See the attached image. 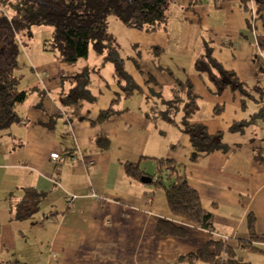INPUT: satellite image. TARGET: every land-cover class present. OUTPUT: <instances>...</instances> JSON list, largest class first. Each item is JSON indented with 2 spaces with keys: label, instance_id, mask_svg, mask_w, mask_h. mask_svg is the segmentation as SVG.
Instances as JSON below:
<instances>
[{
  "label": "crops",
  "instance_id": "0c3cea01",
  "mask_svg": "<svg viewBox=\"0 0 264 264\" xmlns=\"http://www.w3.org/2000/svg\"><path fill=\"white\" fill-rule=\"evenodd\" d=\"M167 15L165 30L136 32L147 50L154 51L150 60L141 52L131 57L127 72L140 91L127 99L118 84L108 86L104 97L109 102L101 107L98 97L94 103L65 102L74 87L69 78L87 67L61 63L49 53L38 61L29 49L33 39L24 45L19 89L33 91L17 109L23 123L0 137V264H189L182 255L219 236L231 238L234 248L242 244L237 253L244 261L264 264V163L256 160L264 158V118L242 133L231 132L235 122L257 107L251 104L244 111L240 94L231 89L215 94L210 78L195 69L210 48L225 70L264 91V16L250 30L242 8L223 0H206L195 7L176 0ZM177 80L193 83L204 113L199 122L211 134L225 133L231 147L227 153L203 154L191 162L194 149L189 138L171 119ZM161 88L170 91L166 120L160 115L164 111L150 105L144 110L117 108ZM115 98L119 101L114 109L121 112L99 122ZM219 106L223 111L215 114ZM162 134L170 136L165 139ZM52 154H59V159H52ZM167 159L186 167L189 185L215 215V232L194 234L192 225L171 212L165 190L156 183L159 162ZM127 164L138 166L143 176L128 174ZM144 176L152 182L143 183ZM28 188L44 198L38 212L19 221L14 203ZM92 193L105 200H94ZM250 215L255 220L254 240ZM161 221L184 227L189 235L165 237L158 232ZM250 242L255 250L244 248Z\"/></svg>",
  "mask_w": 264,
  "mask_h": 264
},
{
  "label": "trees",
  "instance_id": "16d2710c",
  "mask_svg": "<svg viewBox=\"0 0 264 264\" xmlns=\"http://www.w3.org/2000/svg\"><path fill=\"white\" fill-rule=\"evenodd\" d=\"M187 1L190 7H195L206 0ZM223 1L235 2L242 8L250 30H254L256 24L263 19L264 0ZM171 2L172 0H0V137L13 125L23 123L17 109L25 104L33 90L19 89L21 78L17 72L20 70L22 48L33 39L35 28H51V40L45 47L61 63L75 64L80 59L88 58L92 47L104 56L105 61L113 62L118 85L128 99L140 91V88L126 71L124 60L119 57L117 39L108 29V18L115 16L126 27L150 34L158 33L167 27V11ZM195 69L210 78L213 85L211 91L215 94L231 89L240 94L244 111L251 104L257 107L250 116L235 122L231 132L242 133L258 119L264 118V91L258 86L251 87L241 81L235 72L225 70L210 48L196 61ZM69 79L74 87L65 98L67 104L84 101L94 103L97 100L89 89L91 82L88 69ZM173 94V105L181 106L183 112L179 129L188 136L194 149L191 162L198 161L203 154L227 153L231 147L225 143V133L211 134L208 126L199 122L204 118V113L193 83L190 80H177ZM118 101V98L113 99L109 108L101 113L99 122L121 112L114 109ZM222 111L223 108L219 106L215 114ZM256 160L264 163L263 157ZM159 165L156 183L165 190L173 215L192 225L194 234L199 231L215 232V215L204 207L199 193L189 185L186 167L172 159L161 160ZM125 167L127 173L135 178L140 179L144 174L134 164H127ZM43 198L44 195L36 190L25 189L21 199L14 203L15 217L19 221L30 219L38 212ZM254 228L255 220L250 215L249 230L252 240L255 239ZM158 232L165 237L186 238L189 235L186 228L169 221L159 222ZM250 243L244 248L255 250ZM180 259L189 264H251L239 257L233 246L224 245L219 239L208 240L197 251L182 255Z\"/></svg>",
  "mask_w": 264,
  "mask_h": 264
},
{
  "label": "rangeland",
  "instance_id": "374dc122",
  "mask_svg": "<svg viewBox=\"0 0 264 264\" xmlns=\"http://www.w3.org/2000/svg\"><path fill=\"white\" fill-rule=\"evenodd\" d=\"M108 29L109 32L112 33L117 39L116 46L119 57L122 60H126L127 62L126 71L131 72V57H138L140 55V52L142 53L144 59L150 60V57L154 51L149 52V50H147L146 48V45L140 41V38L135 37L137 36L136 32H138V30L126 27L122 23V21L115 16H110L108 18ZM51 34L52 30L49 27H41L34 29V38L32 42L29 43V49L33 48L31 52L34 53V56L38 61H41L44 54L52 55V53L47 50L43 51V48H45L47 42L51 40ZM75 65L79 66L80 68L87 67L88 77L91 82L89 89L95 97H98L100 107L102 106V104L105 103L107 105L109 99H106L104 97L106 91H109L107 87L118 84L115 64L111 61H105L104 56L98 54L92 47L89 57L80 59ZM102 90H104L103 94ZM153 90L149 89V93L147 95H136L135 99H133L132 101H125L117 108L123 109L128 107L130 109H137L138 107H141L144 110L147 105H150L151 108L156 107L158 110L161 109V111H164V114L160 115H162L161 118L163 120H166L165 116H167L168 113L167 115L165 114V112L167 111V106H165V102L170 95V91L167 88H161L160 91H156L155 89ZM104 108L105 106L102 107V109ZM172 117V123L178 129L179 124L182 122L183 119V112L181 106L175 104ZM165 122L160 121L161 124H166ZM161 124L157 125V127L159 128L160 126H163ZM170 126V128H172V125ZM160 136L166 139L170 136V134H162Z\"/></svg>",
  "mask_w": 264,
  "mask_h": 264
},
{
  "label": "built area",
  "instance_id": "2783aa9c",
  "mask_svg": "<svg viewBox=\"0 0 264 264\" xmlns=\"http://www.w3.org/2000/svg\"><path fill=\"white\" fill-rule=\"evenodd\" d=\"M176 0H172V2H175ZM59 154H52L51 155V158L52 159H55V160H58L59 159ZM92 198L96 201H102V200H105L103 196L97 194V193H92ZM74 200V197H70L69 198V202H72ZM218 239L224 244V245H227V246H231V242H232V239L229 238V237H226V236H219ZM237 251L242 249V246L239 245V247L235 248Z\"/></svg>",
  "mask_w": 264,
  "mask_h": 264
},
{
  "label": "water",
  "instance_id": "95a60500",
  "mask_svg": "<svg viewBox=\"0 0 264 264\" xmlns=\"http://www.w3.org/2000/svg\"><path fill=\"white\" fill-rule=\"evenodd\" d=\"M142 182L143 183H151L152 182V179L150 177L144 176L142 178Z\"/></svg>",
  "mask_w": 264,
  "mask_h": 264
}]
</instances>
